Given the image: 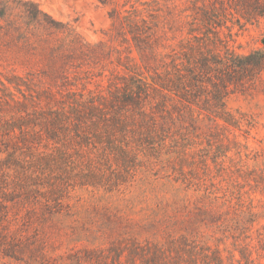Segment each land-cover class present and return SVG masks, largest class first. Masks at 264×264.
Here are the masks:
<instances>
[{
  "label": "trees",
  "instance_id": "16d2710c",
  "mask_svg": "<svg viewBox=\"0 0 264 264\" xmlns=\"http://www.w3.org/2000/svg\"><path fill=\"white\" fill-rule=\"evenodd\" d=\"M152 2L156 8L149 18L137 9L112 10L110 35L128 42L130 55L117 58L120 69L108 77L103 92L85 84L79 91L69 81L73 55L81 65L96 54L69 23L33 0H0V47L48 49L54 79L52 88L36 91L31 90V73H13L5 77L8 84L0 81V245L42 243L44 223L65 212L69 186L119 190L166 154L168 177L181 189L197 192L207 216L202 224L220 232L218 241L244 243L238 256L201 243L197 227L190 224L185 232L167 233L163 241L134 236L113 241L107 248L115 255L111 263L264 264L248 248L255 240L264 251V227L256 228L257 212L241 199L247 190L264 194V164L237 165L248 153L234 131L249 133L245 126H253V119L226 105L235 90L264 92V49L239 53L216 45L223 43V28L231 34L241 19L264 16V0ZM161 16L167 30L158 26ZM95 45L100 47L96 59L110 57L106 42ZM223 158L231 164L224 165ZM244 186L248 189L243 191Z\"/></svg>",
  "mask_w": 264,
  "mask_h": 264
},
{
  "label": "rangeland",
  "instance_id": "374dc122",
  "mask_svg": "<svg viewBox=\"0 0 264 264\" xmlns=\"http://www.w3.org/2000/svg\"><path fill=\"white\" fill-rule=\"evenodd\" d=\"M57 20L67 22L74 31L96 51L89 60H81L73 55L69 68V81L76 84L73 89L81 91L82 85L89 89L106 92L108 77L117 72L118 57L128 55L129 43L120 36H111L112 10L130 9L139 10V14L149 18L156 8L152 0H114L110 4H103L97 0H33ZM140 1H148L140 4ZM180 4H189L188 0H179ZM161 14V13H160ZM158 26L167 30L166 20L161 16ZM155 21V19H154ZM159 28V29H160ZM231 34L226 28L219 33L223 40L218 41V47H230L239 53H246L253 49H264V16L256 20L234 24ZM196 33H198L196 31ZM159 34L162 32L159 30ZM170 38L172 32L166 33ZM176 35L179 36L177 33ZM129 36V35H128ZM186 27L183 37H187ZM212 37V35H210ZM102 40L111 47L110 57L96 59L100 47L95 44ZM178 40V37L174 41ZM173 42V41H171ZM213 45H209L212 47ZM135 50L131 55H135ZM52 52L48 49H34L32 47H0V81L8 84L5 77L18 73L21 76L32 78L31 90H41L52 85V76L49 74ZM125 59V58H124ZM14 69V70H12ZM56 83L60 84L57 76ZM53 85L51 86V88ZM63 94L64 86L59 85ZM71 87V85L67 86ZM2 85L0 84V94ZM16 96L19 94L9 87ZM58 89V90H59ZM55 91L56 88H53ZM27 93V91L25 90ZM85 92V90H84ZM59 97V96H58ZM227 108L235 114L244 113L253 119V126H245L249 133L235 130L238 139L247 145V158L237 165L254 167L264 164V92L259 89L235 90L226 99ZM256 152V153H255ZM234 161L238 158L229 152ZM0 157L4 154L0 153ZM167 155H161L150 170L139 173L134 182L119 190L107 191L102 187L69 186L63 202L66 203L65 212L54 215L44 223L45 238L41 242L21 243L19 245H0V264H112L114 252L107 248L110 243L124 237L134 236L140 241H163L167 233L178 234L185 232L190 224L197 227L198 238L201 243L207 242L211 246L218 245L224 255L229 251L238 256L237 249L244 243L233 242L231 238L221 237L214 226L206 227L201 219H206L202 213V203L197 199V192L192 189L183 190L178 183L168 177L164 160ZM224 165L231 164L228 158H223ZM149 168V167H145ZM141 167L142 170H145ZM215 173L214 167H212ZM223 175L226 174L223 173ZM240 180V179H239ZM243 191L248 187L244 186ZM241 199L249 203L258 214L256 228L264 227V194L258 191L247 190ZM181 229V230H179ZM254 236L256 232L253 233ZM102 248L103 251L98 249ZM252 257L256 262L264 263V251L253 240L248 245ZM3 250L8 251L5 254ZM102 254V255H101ZM124 263L125 258L121 256Z\"/></svg>",
  "mask_w": 264,
  "mask_h": 264
}]
</instances>
